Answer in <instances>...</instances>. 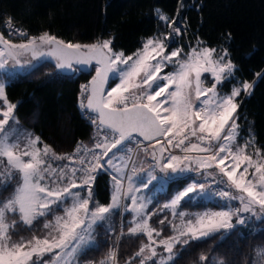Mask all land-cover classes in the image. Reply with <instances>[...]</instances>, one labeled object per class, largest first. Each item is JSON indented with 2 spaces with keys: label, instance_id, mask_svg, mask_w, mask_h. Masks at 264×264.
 I'll use <instances>...</instances> for the list:
<instances>
[{
  "label": "snow or ice",
  "instance_id": "snow-or-ice-1",
  "mask_svg": "<svg viewBox=\"0 0 264 264\" xmlns=\"http://www.w3.org/2000/svg\"><path fill=\"white\" fill-rule=\"evenodd\" d=\"M157 12L160 20L180 34V27H173L175 19ZM5 26L10 33L27 36L13 26L11 18ZM167 38H149L141 50L125 56L113 52L110 39L80 44L45 32L14 43L0 33V70L7 75H12L7 72L9 61L23 67L20 57L24 53L33 59L52 57L58 69L76 71L74 65H97L90 83L82 86L85 95L80 101L82 114L95 128L93 143L80 142L71 154H57L39 136L18 128L17 105L0 83V189L6 191L15 180L12 194L0 200V264H79L77 256L94 240L96 227L111 232L112 218L121 209L133 215L127 235L147 238L124 264H169L176 244L186 245L222 229L231 230L251 218L264 221V151L255 147L253 138L237 142L241 106L237 98L242 93L250 95L254 82L245 81L230 94L221 95L217 85L233 78L237 70L228 50L218 52L200 47L202 42H198V47L181 58L183 49L168 52ZM168 64L178 67L162 74ZM206 72L213 77L209 86L201 79ZM111 74L119 83L106 91ZM256 75L264 78V73ZM141 153L144 161L151 159V170L137 186L135 178L145 171L139 162ZM56 161L65 163L54 166ZM100 170L112 177L108 204L94 199L92 185ZM191 172L200 173L205 181L210 177L212 183L223 187L212 191L208 182H192L177 190L163 205L173 218L180 217L179 227L168 221L177 234L157 239L162 229L150 221L159 209L148 211L151 201L138 195L141 188L153 181L163 188L191 179L186 175ZM197 196H217L226 202L237 201L238 206L226 203L225 210L185 220L186 213L177 210L182 201L190 203ZM58 210L63 215L57 214ZM49 215L52 220L47 219ZM40 218H45V231L37 235L35 222ZM166 220L167 216L157 223L164 225ZM22 231L29 235H21ZM161 246L168 253L166 257L157 252ZM256 256L258 264H264V247L256 250ZM99 264H119L116 249Z\"/></svg>",
  "mask_w": 264,
  "mask_h": 264
},
{
  "label": "trees",
  "instance_id": "trees-1",
  "mask_svg": "<svg viewBox=\"0 0 264 264\" xmlns=\"http://www.w3.org/2000/svg\"><path fill=\"white\" fill-rule=\"evenodd\" d=\"M157 10L170 19L182 21L184 27L174 43L180 40L185 45L187 40H199L217 51L226 48L237 66L235 75L243 82H254L251 94L241 98L238 132L240 139L253 138L256 147L264 151V78L256 75L264 73V0H0V28L4 19L11 18L32 35L47 32L66 42L80 44L110 39L114 52L130 56L141 50L149 38L167 32L168 25L159 19ZM2 77L0 73V80ZM6 78L9 79L6 93L17 105L18 121L31 128L57 154L71 151L81 140L91 142L93 125L82 114L80 97L82 86L92 80L93 73L66 76L47 63L27 75L14 73ZM115 83L113 78L111 87ZM191 179L169 183L148 211L162 210L164 203ZM14 185L15 180L6 191L0 189V200L12 194ZM112 186L109 175L96 173L92 185L94 199L108 204ZM212 205L220 206L219 203ZM165 216V224L159 225L158 219ZM52 217L49 215L47 219ZM170 217L168 211H157L152 217V226L162 229L159 239L174 234L168 223ZM44 219L35 222L37 235L45 231L42 228ZM249 224L234 230H220L190 240L186 245L176 244V256L169 264H214L218 261L258 264L256 250L264 247V221L252 218ZM98 229L94 245L79 254L80 264L98 263L114 247L119 264H124L142 243H147L144 236L130 238L125 233L116 244L114 234L104 227ZM21 235L29 233L22 231ZM201 256L208 259L202 261Z\"/></svg>",
  "mask_w": 264,
  "mask_h": 264
},
{
  "label": "rangeland",
  "instance_id": "rangeland-1",
  "mask_svg": "<svg viewBox=\"0 0 264 264\" xmlns=\"http://www.w3.org/2000/svg\"><path fill=\"white\" fill-rule=\"evenodd\" d=\"M176 21H177V23L173 27H180L181 32H182V29L184 27L182 21L179 20V19H177ZM181 32H180V35H181ZM0 33L3 34V32L1 30H0ZM169 34L176 35V36L179 35V34L174 33L172 31V28H170L168 26L167 32L162 33L160 35H157L156 37H153V38L164 39L165 37H168ZM179 41H177V43H174L175 41L172 42V40L169 39V37H168L167 39H165V46H166L168 52H171L172 50L178 49V48L179 49H183V51L181 53V58L184 57L185 54L190 53L191 52V49L198 47V42H201L199 40H194V41L187 40L186 41V44L184 45V44H182V42H179ZM199 46L200 47H208V46L204 45L203 42L201 44H199ZM116 53H119V52H116ZM20 59L24 62V59H22V55H21ZM174 59H179V58H174ZM11 67H12L11 61H9V64L7 66V72L11 73V69H12ZM176 67H178V65L168 64L167 67L164 68L162 74L168 73V72H173V71L176 70ZM13 69H14V65H13ZM0 73L3 74V77L0 80V83H4L5 86H6L8 84V82H9V79H7L6 77L9 76V75H7L5 73V70H0ZM235 74H234V77L233 78L226 79L221 84L217 85V89H218V91L220 92L221 95L230 94L231 90L234 87H239L243 83V81L240 80ZM112 76L115 79L116 83H119V80L116 78V76L114 74H112ZM201 79L204 81V83H205L206 86L211 85V83L213 82V77H212L211 73H207V72L206 73H203ZM116 83H115V85H116ZM108 90H110V88ZM246 95H248V94L242 93L241 96L238 97L237 99L241 102V98L242 97H245ZM158 99H160V98H158ZM201 99H203V98H201ZM193 102L196 103V104H199L200 103V101L195 100V99L193 100ZM16 119H17V117H16ZM10 124H11V121H10ZM16 126L18 128H20V129L26 130L28 133H31L34 136H38L31 128H28V127L23 126L18 121V119H17V125ZM247 139H249V138H246V139H244V138L242 139L241 138L240 139L239 132H238V136H237V142L238 143H241L242 144ZM253 142H254V140H253ZM21 143H22V146H23V141ZM254 145H255V143H254ZM255 147H256V145H255ZM113 151H115V150H113ZM249 151H252V149L249 148ZM149 160H150V158H148L147 161H144L143 154L141 153L139 162H142L143 163V167L145 168V171L139 173L138 176L135 178V182L137 183V186H139V179L140 178H143L145 180L147 179L148 172L151 170L148 167V164L151 162ZM157 174H159V173L157 172ZM186 175L188 177H191L192 178L189 183H192V182H207V181H205V178L203 176H201V174L198 173V172H191V173H187ZM167 187H168V184H166L163 188H161L159 185H157L156 181H153L151 184L148 185L147 188H141V192L138 195L143 196L146 201L147 200H150L151 201L148 204V209H150L149 207H151L152 203L157 199V195L160 192L165 191L167 189ZM168 202H165L164 204H166ZM184 202L185 201H182L181 202V205H180V207L178 208L177 211L178 212L186 213V215L184 217L185 220L194 219V217H195L196 214H200V213H204V212H216V211L225 210L224 205H222L214 196H211V197L197 196L196 198H194V199L191 200V202L189 203V205L184 204V206H183V203ZM123 203H128V201H124ZM197 203H201L202 206H198L197 208H194L193 205H196ZM212 203H215V204H218L219 203L220 206L219 207L213 206ZM165 211H168L170 213V215H171L170 210L164 209L163 207H162V210L159 209V213H164ZM57 214L63 215V212L61 210H58L57 211ZM52 219H53V217L51 218V220ZM132 219H133V215L130 212L123 211L122 209L120 210V214L113 216L112 222H111V227H112L113 230L111 232H109V233L110 234H114L113 236H115V242H116V244L118 243V241H119V239H120V237L122 235L121 234V229H123L124 234L127 233V229L125 227H126L127 224H129V222ZM170 221L172 223H175L178 227L180 226L181 221H180V217L179 216L173 218V216L171 215ZM115 225H116V229H115ZM98 228L99 227L97 226L96 227V230H95V233H94V240L91 241L88 245L84 246V250L86 248H88L89 246L94 245L95 239H96L97 230H99ZM173 233L174 234L172 236H174V235L177 234L174 230H173ZM157 239H159V238H157ZM181 239H184V238L182 237ZM114 248L116 249V247H114ZM157 252L160 253V254H162L165 257L168 255V253L164 250V248L162 246L157 248ZM173 252H174V249H173ZM79 254H78V256H79ZM78 256H77V260H78ZM175 256H176V254H175ZM175 256H174V258H175ZM105 258H103L102 260H104ZM99 262L98 263H90V264H99ZM150 263H151V261H150Z\"/></svg>",
  "mask_w": 264,
  "mask_h": 264
},
{
  "label": "built area",
  "instance_id": "built-area-1",
  "mask_svg": "<svg viewBox=\"0 0 264 264\" xmlns=\"http://www.w3.org/2000/svg\"><path fill=\"white\" fill-rule=\"evenodd\" d=\"M8 19H4V21L2 22V25H1V28H0V30L3 32V34H4V36L7 38V39H11L13 42H26V40L29 38V37H31V36H39V35H32V34H30V32L26 29V28H24V27H22V26H19V25H17V24H15L14 22H12V24H13V26L16 28V29H19V30H22L23 32H25V33H27V36H19V35H16V34H14V33H10V31H9V29L5 26V22L7 21ZM41 35V34H40ZM168 37H169V39H171L172 41H176V35H168ZM87 84H89V82L88 83H85L84 85H87ZM85 94H83L82 93V95H81V97H80V101H81V99H83V96H84ZM85 103H86V100H85ZM94 136H95V128H94V126H93V135H92V140H91V142L89 143V142H87V141H84V140H81V141H79L78 143H80V142H82L83 144H85V145H89V146H91V144L93 143V139H94ZM77 143V144H78ZM145 144L147 143V142H144ZM77 146V145H76ZM76 146L71 150V151H69V152H67V153H64V154H71V153H73L74 152V150H75V148H76ZM131 147H133V149H135V145H131ZM176 152H177V154H180L179 153V150H176ZM60 155H63V154H60ZM135 158V157H134ZM63 163H65L64 161H56L55 163H54V166H56V165H59V164H63ZM99 172H101V173H106L107 175H109L110 177H111V174H110V172H108V171H104V170H100ZM112 178V177H111ZM212 181V178H207V182L208 183H210L211 184V190L212 191H215L218 187H223L222 185H216L215 183H212L211 182ZM220 203H222V204H226V203H229V206L230 207H236V206H238L237 204H235V202L234 201H231V202H226V201H224L223 199H221V198H219V197H217V196H214ZM244 215H248V214H244ZM251 220H252V218L250 219V220H248L247 222H246V224L245 225H237L235 228H233V229H231V230H234V229H237V228H243V227H247V226H249L250 224V222H251ZM233 223L235 224V218L233 219ZM223 230V229H222Z\"/></svg>",
  "mask_w": 264,
  "mask_h": 264
},
{
  "label": "water",
  "instance_id": "water-1",
  "mask_svg": "<svg viewBox=\"0 0 264 264\" xmlns=\"http://www.w3.org/2000/svg\"><path fill=\"white\" fill-rule=\"evenodd\" d=\"M45 51H47V49H45ZM32 59V62L29 61H22L21 63L23 64V67H21L20 65H16L15 69L17 71V73L21 74V75H27L29 73H31L33 70H35L36 68L44 65V64H51L53 65V67L59 71L60 73H62L63 75L66 76H73L77 73H93V77L95 76V72L92 70L93 68L97 67V65L95 64V62H93L91 65L89 66H82V65H74V68H76V71H71V70H65V69H58L55 67V59L52 57H41L39 59H33L31 57L30 53H24L22 54V59H26L25 56H28ZM24 68H27L26 70H24ZM113 76L112 74L109 77L108 83L105 86V90L107 91L110 87H111V82H112ZM142 139V138H141Z\"/></svg>",
  "mask_w": 264,
  "mask_h": 264
},
{
  "label": "crops",
  "instance_id": "crops-1",
  "mask_svg": "<svg viewBox=\"0 0 264 264\" xmlns=\"http://www.w3.org/2000/svg\"><path fill=\"white\" fill-rule=\"evenodd\" d=\"M16 43V42H15ZM11 65H12V69H11V73H12V75L14 74V73H17V71H16V69H15V65H14V69H13V63L11 62ZM12 75H9L10 77H12ZM149 161H151V159L149 160ZM170 201V200H169Z\"/></svg>",
  "mask_w": 264,
  "mask_h": 264
},
{
  "label": "flooded vegetation",
  "instance_id": "flooded-vegetation-1",
  "mask_svg": "<svg viewBox=\"0 0 264 264\" xmlns=\"http://www.w3.org/2000/svg\"><path fill=\"white\" fill-rule=\"evenodd\" d=\"M25 57H26V59L24 61L32 62V59L29 57V55L28 56H25Z\"/></svg>",
  "mask_w": 264,
  "mask_h": 264
},
{
  "label": "bare ground",
  "instance_id": "bare-ground-1",
  "mask_svg": "<svg viewBox=\"0 0 264 264\" xmlns=\"http://www.w3.org/2000/svg\"><path fill=\"white\" fill-rule=\"evenodd\" d=\"M16 42V41H15ZM16 43H23V42H16Z\"/></svg>",
  "mask_w": 264,
  "mask_h": 264
}]
</instances>
